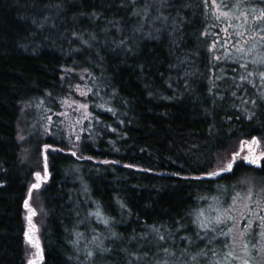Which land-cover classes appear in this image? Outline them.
Segmentation results:
<instances>
[{"label":"trees","instance_id":"1","mask_svg":"<svg viewBox=\"0 0 264 264\" xmlns=\"http://www.w3.org/2000/svg\"><path fill=\"white\" fill-rule=\"evenodd\" d=\"M220 1L250 34L264 24V0ZM217 11L0 0V264H26L46 145L58 150L34 190L40 264H227L238 238L257 237L264 156L208 174L242 141L264 143V45L226 42Z\"/></svg>","mask_w":264,"mask_h":264},{"label":"rangeland","instance_id":"2","mask_svg":"<svg viewBox=\"0 0 264 264\" xmlns=\"http://www.w3.org/2000/svg\"><path fill=\"white\" fill-rule=\"evenodd\" d=\"M212 2L217 7L218 10L217 12L220 18L226 21L227 23V25L225 27H222L220 30V34H222L226 42L231 41L233 45L239 47V50L242 53L246 51L247 54H251L253 56V54L259 50V45L260 44L264 45V24L261 23L255 29V32L250 34L249 31L247 30L245 31V29L242 28V26L240 25L242 24L245 26H249L247 22L243 23L244 18H241V15L243 17L244 14L243 10L237 12L235 8L224 9V6L221 4L220 0H212ZM254 12H257L258 16L260 17V14L258 13L260 12L259 10ZM248 15L252 16V14L249 13ZM229 24H231L229 28L232 29V32H229V30L226 28L228 27ZM234 26H236V28H233ZM261 57L264 59V54H262ZM260 61L262 62V59H259V62ZM20 136L21 133H19V137ZM253 140L257 141V143H253ZM54 149L55 151L58 150L57 148L49 145L42 147L41 157L44 164L41 171L36 172V173H40V179L37 180L35 173L32 185L33 184L40 185L44 181V179L48 176L49 174L48 166L45 168V165L47 163L48 154L50 152H53ZM234 156H235V161L241 159L246 160L245 157H247L248 160L255 159L256 162H258L261 159V157L264 156V143L256 139H248L242 141L236 153H233L232 156H227V157L224 156V158L221 157L218 167L213 172L218 173L219 171L224 170L228 163H233ZM213 172H211L208 175H212ZM32 185L29 187L30 188L29 192L31 191V197H29V192H28L26 198V201L28 202V206L27 207L25 206L24 214H23L24 223H25L24 239H25L26 251H27L26 264H29L30 261H34V264H40L42 261L41 259L42 250H41L39 228L42 217L39 215L37 209L39 205L37 203V199L34 194L35 189L32 188ZM260 206H261V209L259 210L260 212L257 211V215H256V217L258 218L257 220L260 223V230L259 233L257 232V237L256 238L246 237L242 239L238 238L239 239L237 243L238 248L236 250V253L234 250H229L225 254V258H224L225 263L244 264V261H247L248 264H264V235H261L262 233H264V220H262V218H264V201L260 203ZM30 209L34 210L35 215L32 214V211H30ZM249 232L250 229L247 230L246 234ZM30 240L33 243H30L29 242ZM35 243H38L39 247H35L34 246ZM229 253H231V255H229ZM216 264H224V261L217 260Z\"/></svg>","mask_w":264,"mask_h":264},{"label":"snow or ice","instance_id":"3","mask_svg":"<svg viewBox=\"0 0 264 264\" xmlns=\"http://www.w3.org/2000/svg\"><path fill=\"white\" fill-rule=\"evenodd\" d=\"M260 19H264V11L261 12V15L259 17ZM262 78H264V73L261 74ZM253 143H257V141L253 140ZM55 151V149H54ZM238 155V153H237ZM46 159V158H45ZM246 160H248L247 157H245ZM235 161V156L233 157V162ZM249 163H256V160L255 159H251V160H248ZM47 167V165H45V168ZM232 167H233V163H228L226 168L224 169L225 171H230L232 170ZM219 173L217 172H213L212 175H218ZM36 178L37 180L40 179V173H36ZM40 187L39 184H33L32 185V188L33 189H38ZM29 197H31V191L29 192ZM25 206L27 207L28 206V202L25 201ZM32 211V214L35 215V212L34 210H31ZM262 220H264V218H262ZM221 221L219 219H217V223H220ZM261 235H264V233H262ZM161 239H163V237H161ZM30 243H33L31 240L29 241ZM35 247H39V244L38 243H35L34 244ZM89 255H91V253H89ZM229 255H231V253H229ZM29 264H34V261H30ZM244 264H248L247 261H244Z\"/></svg>","mask_w":264,"mask_h":264}]
</instances>
